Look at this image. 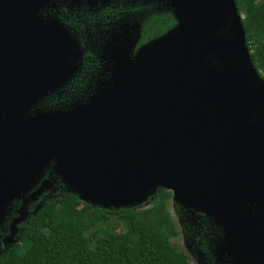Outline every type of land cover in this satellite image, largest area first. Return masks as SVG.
<instances>
[{"label": "water", "instance_id": "obj_1", "mask_svg": "<svg viewBox=\"0 0 264 264\" xmlns=\"http://www.w3.org/2000/svg\"><path fill=\"white\" fill-rule=\"evenodd\" d=\"M103 1L0 0V211L49 168L42 181L107 209L149 205L163 187L224 228L235 263L264 264V78L236 0H155L172 9L171 30L135 52L136 22L111 45L106 87L34 108L79 53L43 13Z\"/></svg>", "mask_w": 264, "mask_h": 264}, {"label": "trees", "instance_id": "obj_2", "mask_svg": "<svg viewBox=\"0 0 264 264\" xmlns=\"http://www.w3.org/2000/svg\"><path fill=\"white\" fill-rule=\"evenodd\" d=\"M236 3L252 62L264 76V0ZM97 6L105 12L96 11L101 18L108 14L137 22L139 43L153 40L176 25L172 9L155 0H111L106 6ZM97 6L84 3L70 8L90 16V9ZM70 97L53 95L44 105L57 107ZM51 175L49 168L40 180ZM172 200V191L159 187L149 205L107 209L81 200L68 189L47 192L38 199L42 203L38 210L30 207V216L19 225V239L0 253V264H192L176 241L182 230L199 239L220 229L205 214L179 204L175 215ZM16 204L18 207L21 202Z\"/></svg>", "mask_w": 264, "mask_h": 264}, {"label": "flooded vegetation", "instance_id": "obj_3", "mask_svg": "<svg viewBox=\"0 0 264 264\" xmlns=\"http://www.w3.org/2000/svg\"><path fill=\"white\" fill-rule=\"evenodd\" d=\"M110 1L111 0L100 2L96 4V6H106ZM63 4L64 3L57 2L53 9L50 7L49 10L45 11L43 13V22L54 21V24L59 27H57L59 29L58 31H63L62 29L66 30V33L64 31V33H61L64 39L68 38V40H71L72 36V38L76 40L79 53L78 55L76 54L75 57L73 54L70 62L71 65L69 64L68 68H62V76L64 77L66 73L69 74L74 66L75 69L55 91L38 101V104L34 107L36 109L42 108L50 110L68 106L79 99H88L89 96L97 93L101 88L106 87L107 82L110 81L109 78L112 75L111 69L113 68L112 61L108 59L111 53V45L113 43L118 45L122 40L124 42L126 38L132 40V30L130 28L131 25L136 24L135 21L129 20L128 18H117L115 15L111 16L108 14H105L101 18L96 15V11L100 10L98 13L105 12L98 6L97 9H90L93 13L88 16L87 13L82 12L81 9H71L70 6L65 8ZM75 22L81 23L74 25ZM139 40L140 37L137 41L135 52L142 44H145L139 43ZM75 50L76 47L71 46V51L74 52ZM62 94H65V96L71 95V97L70 99L66 98V101L57 107H45L44 103H46L51 96H61ZM41 182L40 180L38 185ZM21 200L22 198H15L5 208L4 213L0 211V238L3 237L6 227L10 224L9 221L11 216L14 212L16 213L17 208L20 206L17 207L16 201L21 202ZM179 223L180 226L182 224L183 227V223L180 221ZM219 229V232L214 229L212 233H208V235H200L199 239L196 237L193 238L192 245L195 249L193 248L192 252L198 264H237L229 252L221 251L225 243V232L223 227L219 226Z\"/></svg>", "mask_w": 264, "mask_h": 264}, {"label": "rangeland", "instance_id": "obj_4", "mask_svg": "<svg viewBox=\"0 0 264 264\" xmlns=\"http://www.w3.org/2000/svg\"><path fill=\"white\" fill-rule=\"evenodd\" d=\"M53 8L54 7H52V9ZM58 189H63V190L67 189L63 185L60 179H55L53 181H42L35 190H33L26 197L22 198L21 204L17 208L16 213L14 212L10 218L9 221L10 224H8V227H6V231L3 237L0 238V253L5 249L9 248L13 243H15L19 239L21 234V229L19 228V224L25 221L30 216L31 214L30 207H33L35 211L38 210L42 205L41 202L40 203L38 202V199L41 197V195L50 191H56ZM177 204L179 203L172 200V212L175 215H176ZM181 229H183L182 224H181ZM193 238L194 236L188 235L183 229L179 240L176 241L179 242L181 248L188 254V256L190 257V261L193 264H198V261L196 257L193 256V252H192L194 248V246L192 245ZM173 241H175V239H173Z\"/></svg>", "mask_w": 264, "mask_h": 264}, {"label": "bare ground", "instance_id": "obj_5", "mask_svg": "<svg viewBox=\"0 0 264 264\" xmlns=\"http://www.w3.org/2000/svg\"><path fill=\"white\" fill-rule=\"evenodd\" d=\"M82 198L83 199H86V200H88V201H90L91 199L90 198H88L87 196H85V195H82Z\"/></svg>", "mask_w": 264, "mask_h": 264}, {"label": "built area", "instance_id": "obj_6", "mask_svg": "<svg viewBox=\"0 0 264 264\" xmlns=\"http://www.w3.org/2000/svg\"><path fill=\"white\" fill-rule=\"evenodd\" d=\"M262 77L264 78V76L262 75Z\"/></svg>", "mask_w": 264, "mask_h": 264}]
</instances>
